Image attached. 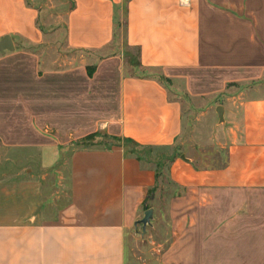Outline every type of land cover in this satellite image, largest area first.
I'll return each mask as SVG.
<instances>
[{
	"label": "crops",
	"instance_id": "1",
	"mask_svg": "<svg viewBox=\"0 0 264 264\" xmlns=\"http://www.w3.org/2000/svg\"><path fill=\"white\" fill-rule=\"evenodd\" d=\"M6 36L0 147L27 176L0 179V264H264V0H0ZM206 139L222 165L197 161Z\"/></svg>",
	"mask_w": 264,
	"mask_h": 264
},
{
	"label": "rangeland",
	"instance_id": "2",
	"mask_svg": "<svg viewBox=\"0 0 264 264\" xmlns=\"http://www.w3.org/2000/svg\"><path fill=\"white\" fill-rule=\"evenodd\" d=\"M58 5V6H57ZM64 10H66V8H62V4L61 3H56L54 8H49L48 9V13L52 14V17L48 15L49 19L52 20L53 24L49 25V29L48 31L51 32V34L47 33L48 31H46L45 33L47 34L46 39L47 41L45 42L44 47L46 49H48V57L53 58L54 62L60 61L62 59V57H66L67 55L69 56V53L65 50V24L60 22V23H56L55 21L58 19V15L63 12ZM46 13V12H45ZM119 29L117 30V36L118 39L116 41V47L117 48H123L126 50V56H127V60L129 62V64L133 65L135 63L138 62V52L136 49H129L126 42H125V23H120L119 25ZM132 68V67H131ZM129 67V69H131ZM101 137L95 138L96 139H101ZM203 147L198 148V152H199V157H198V162L201 165L204 166H218V165H222L224 163L225 160V151L224 150H218L215 146V149L212 145H211V141L206 139V141L203 142ZM184 148L182 144H179L177 146V148L172 151H154L152 152H148V151H142L141 153L144 154V156H149L150 159H162V156L165 158V163L166 161H168V157L171 158V156L173 154H179L181 155L183 152ZM203 150V151H202ZM22 158H23V154L22 153H18V154H14V153H10L6 150H4L3 148L0 147V179L1 178H5V177H17L18 175H21L22 177L27 176L26 173V169L23 167H19V165H21L22 162ZM21 160V162H19L18 165L15 166V160ZM53 159V158H51ZM49 160V156L48 159H46V161ZM50 161V160H49ZM164 166L165 164L162 165V167L160 168L162 173L164 170ZM161 187L163 188V190H167V183L166 181L163 182V184H161ZM142 228L141 226L138 227L137 230V237H138V244L137 247H135V249L131 252L133 254V258L135 257H145L144 254L146 253H151L153 251L154 246L152 244H150V239H149V235L148 232L142 236ZM134 254H136V256H134ZM140 260V259H139ZM139 262L143 263L142 260H140ZM145 264V263H143ZM146 264H151V262H148Z\"/></svg>",
	"mask_w": 264,
	"mask_h": 264
},
{
	"label": "water",
	"instance_id": "3",
	"mask_svg": "<svg viewBox=\"0 0 264 264\" xmlns=\"http://www.w3.org/2000/svg\"><path fill=\"white\" fill-rule=\"evenodd\" d=\"M14 51H15V45L10 36H6L0 40V55H5L7 52H14ZM217 113L220 121L224 122L223 107H219L217 109ZM182 158L185 159V156H182ZM153 218H154V210L150 208L145 212L143 219L139 220L136 223L137 229L139 226H142V234H141L142 236H144L147 233V228L152 225Z\"/></svg>",
	"mask_w": 264,
	"mask_h": 264
},
{
	"label": "trees",
	"instance_id": "4",
	"mask_svg": "<svg viewBox=\"0 0 264 264\" xmlns=\"http://www.w3.org/2000/svg\"><path fill=\"white\" fill-rule=\"evenodd\" d=\"M139 65H140L139 62L133 64L134 67H137V66H139ZM95 138H96V137H94L92 140H95ZM130 144H131V143H130ZM160 170H161V169H160ZM148 208H149V207H146L145 209H148Z\"/></svg>",
	"mask_w": 264,
	"mask_h": 264
}]
</instances>
